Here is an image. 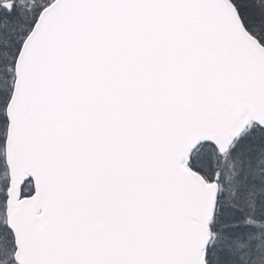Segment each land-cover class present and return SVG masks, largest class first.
Here are the masks:
<instances>
[{
	"label": "snow or ice",
	"instance_id": "1",
	"mask_svg": "<svg viewBox=\"0 0 264 264\" xmlns=\"http://www.w3.org/2000/svg\"><path fill=\"white\" fill-rule=\"evenodd\" d=\"M0 264H264V0H0Z\"/></svg>",
	"mask_w": 264,
	"mask_h": 264
}]
</instances>
